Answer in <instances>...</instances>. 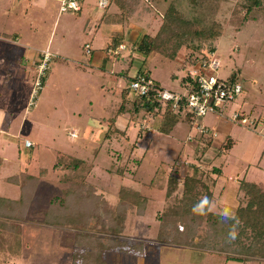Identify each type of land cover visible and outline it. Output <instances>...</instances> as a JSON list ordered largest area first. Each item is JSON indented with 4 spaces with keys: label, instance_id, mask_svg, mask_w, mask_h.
I'll list each match as a JSON object with an SVG mask.
<instances>
[{
    "label": "rangeland",
    "instance_id": "obj_1",
    "mask_svg": "<svg viewBox=\"0 0 264 264\" xmlns=\"http://www.w3.org/2000/svg\"><path fill=\"white\" fill-rule=\"evenodd\" d=\"M142 2L129 15H116L115 5L101 9L98 0H82L79 12H60V0H0V157L3 158L0 196L19 197L21 184L14 181L24 179L23 171L46 170L49 178L57 180L72 170L66 172L59 165L55 167L58 159L68 167L78 159L76 170L83 175L85 183L98 194H106L112 202L122 185L146 196L144 214H137L134 208L129 210L122 238L133 244L153 240L156 245L159 244L157 217L169 199L165 193L167 178L176 175L180 190L182 177L191 172V164L199 165L201 172L209 171L210 166L198 161L202 153L212 155L215 147L222 151L212 163L221 167V173L215 174L213 211L222 212L225 207L234 211L244 202L238 190L241 179L264 187V0L253 10L256 19L242 23L234 16L236 7L243 3L241 0H197L195 4L190 0ZM170 5L187 18L206 25L214 21L222 26L223 33L213 43L214 53L221 61L217 75L226 81L235 78L242 91L222 108L221 115L208 112L198 120H188L186 111H181L169 134L158 131L157 114L141 111L134 119L130 114L118 116L119 132L106 136L109 119L131 77L141 73L160 88L181 94L187 91L188 71L194 66L193 59L200 55L198 51L184 45L173 58L160 52L145 56L131 49L132 41L143 33H157ZM122 29L123 44L128 49L121 47L115 51H122L120 55H107L112 39ZM87 43L91 54L85 47ZM45 49L54 56L36 99L29 105L36 61H41L40 52ZM101 56L106 57L105 62H101ZM129 95L136 96L132 91ZM233 111L254 120L255 126L232 120ZM195 122L205 125L208 135H201L194 127ZM25 139H30L33 145L25 147ZM227 140L232 142L223 148ZM50 194L47 188L37 202H48ZM23 225L24 222L15 221L18 230L13 237L23 233ZM40 227L32 226L33 231L37 230L34 234L41 233ZM4 238L0 237V264H16L12 260L22 252L20 241L17 249ZM63 245L69 247L66 239ZM158 250L159 256H151L156 264H192L191 258L193 262L201 260L175 246L166 245ZM209 254L219 255L217 264L223 261L228 264L224 253ZM107 256L109 264H145L135 250L112 251ZM64 257L60 260L64 261ZM245 264H262V261Z\"/></svg>",
    "mask_w": 264,
    "mask_h": 264
},
{
    "label": "trees",
    "instance_id": "obj_2",
    "mask_svg": "<svg viewBox=\"0 0 264 264\" xmlns=\"http://www.w3.org/2000/svg\"><path fill=\"white\" fill-rule=\"evenodd\" d=\"M190 1L195 4L197 0ZM241 1L243 3L240 6L236 5L234 11L236 20L242 23L245 20L256 19L253 10L262 4V0ZM110 4L116 6V15L120 13L129 15L143 2L142 0H108L106 8ZM124 20L126 23L128 22L125 16ZM126 23L121 24L124 26L127 25ZM123 29L118 32L119 36L112 39L111 47H108L110 51H106L107 55L121 54L120 50L118 53L115 51L118 50L120 44L125 43ZM222 33V26L219 23L213 21L207 25L203 24L199 20L185 17L176 6L170 5L163 15V21L157 33L155 35L143 33L132 41L131 49L145 56L153 52H160L174 58L185 45L191 50L199 52L200 55L193 59L192 63H195L200 58L208 57V53L214 51L213 43ZM125 48H127L126 44L123 49L126 50ZM48 70L45 71L42 78V85ZM134 78L135 76L130 80ZM230 81L236 82V79L232 78ZM188 82L193 81L188 77ZM130 91L129 85L122 89V100L112 118L109 119L106 136H110L113 132H119L116 126L118 116L130 114V117L134 119L141 111L157 114L159 116L158 131L169 134L179 120L183 104L180 110L174 111L169 104L163 105L153 90L144 95L136 94L134 98L130 97ZM185 118L191 120L190 113L187 112ZM231 142V140H227L223 148L229 146ZM214 150L212 155L202 153L197 157L198 161L200 160L205 166H210L209 171L201 172L199 165L191 164V172L182 177L180 190L178 189L179 178L174 174L168 176L165 193L169 199L157 217L159 226L156 240L175 246L193 248L200 258L209 253H224L226 260H237L243 264L251 260H260L264 264V187L246 179L238 181V190L242 193L244 202L238 204L234 210L239 223L236 224V238L230 240L229 229L235 221L225 222L221 219V212L212 210L216 176L221 173V167L212 166V163L214 157L222 152L217 147ZM62 156L65 155L62 154ZM2 161L3 158L0 157V165ZM58 162L59 164L56 163L55 167L59 165L61 171L72 169L71 173L69 175L63 173V177L60 179L52 180L48 177L49 174L46 170L35 173L23 171L21 173L24 179L14 181V183L20 182L21 184L19 197L11 199L0 196V237L8 238V241L17 248V242L20 241V247L21 243L23 244L26 230L27 232L29 230L28 233L33 232L34 224L70 227L77 234V248L83 250L77 258L81 256L84 259L86 257L83 264L101 262L98 257L102 256L104 250L111 247L127 252L135 250L137 254L147 252L146 247L150 245L149 243L144 241L133 244V242H127L122 238L129 210L134 208L137 214H144L147 205L146 196L131 186L122 185L118 190L116 200L112 202L106 194H98L94 187L85 183L83 175L76 170L78 159L73 161L72 167H68L69 165L63 163L62 159H58ZM77 177L83 179L84 182L81 183ZM46 186L51 192L48 202L39 204L37 201L41 199L40 195L47 190ZM38 190H41V194L38 193ZM205 195L209 198L211 207L206 210V214H194L193 206ZM18 220L20 223L24 222L23 228H21L23 233L19 234L21 237L17 235L19 239L16 236L13 237L15 230H18V227L15 226V221ZM92 220H94L93 224L89 225ZM200 228L203 229L200 231ZM91 240L96 242L92 246L94 250L92 252L89 246L78 245L81 242L90 243ZM136 244L138 248H136ZM144 246L146 247L144 248ZM3 254L10 255L6 252Z\"/></svg>",
    "mask_w": 264,
    "mask_h": 264
},
{
    "label": "built area",
    "instance_id": "obj_3",
    "mask_svg": "<svg viewBox=\"0 0 264 264\" xmlns=\"http://www.w3.org/2000/svg\"><path fill=\"white\" fill-rule=\"evenodd\" d=\"M97 4L99 8L105 9L108 0H98ZM81 5L82 0H60L59 10L60 12L78 11L81 9ZM85 47L87 52L90 53V45L86 44ZM121 47L123 49L125 44H120L118 49ZM40 54L42 58L36 66L29 105L36 99L37 93L42 87V78L49 67L51 58L54 56L48 49L42 50ZM207 56L198 59L193 63L192 69L188 71V77L193 82H188L185 94L160 88L149 76L142 74H137L134 79L129 81V88L137 95H144L153 90L161 103L163 105L169 104L174 111L180 110L183 104L182 111L185 110L186 113H190L191 119L198 120L208 112H215L221 115L222 108L237 98L242 91V87L237 82L220 79L217 75V70L221 65L220 59L215 55L214 51L209 52ZM230 118L241 124L255 126L254 120H250L245 114L238 111H233ZM194 127L202 135L208 132L206 126L199 122H195ZM212 135L216 136V132H213ZM32 145L33 143L30 139L24 140L25 147L28 148Z\"/></svg>",
    "mask_w": 264,
    "mask_h": 264
},
{
    "label": "crops",
    "instance_id": "obj_4",
    "mask_svg": "<svg viewBox=\"0 0 264 264\" xmlns=\"http://www.w3.org/2000/svg\"><path fill=\"white\" fill-rule=\"evenodd\" d=\"M95 55H97V54H95ZM3 56H5V53H3ZM100 60H101V62H103L105 60V58L101 56ZM31 63H32V60H30V66H31ZM39 225L42 226V227H40L41 233H39V234H37V233L34 234V232H37V230H35L32 232L33 235H27L29 230H28V232L26 230L25 235L27 236V238L25 235L24 236H25L27 242L25 240L26 243H24V242H23V244L21 243L22 248L20 247L21 248L20 251H22V252L19 256H16V258H14L12 260L14 263L16 262V264H83L84 260L81 258V256L79 257V260L77 258L81 254V251H83V250L82 249L79 250L76 246L77 245V236H76L77 234H76V232L70 233V231L72 229H70L69 227H55V226H49V225H43V224H39ZM42 231H44V232H42ZM72 231H74V230H72ZM38 235H39V239H37ZM33 239H37L36 242H33ZM65 239H66L67 245L69 247H67L66 245H63L65 243ZM152 242H154V241L153 240L147 241V243L150 244V245H147V247H146L147 248L146 250H148L147 252H145L144 254L143 253L137 254L138 256H140V259L143 258L145 264H156L155 262H153L152 258L154 257L155 254L157 256L160 255V250H158V249H161L162 247H164L166 245L175 246V245H171V244H168L165 242H157L159 244L155 245V244H152ZM95 244H96V242L94 240H91L90 243L89 242H86V243L81 242L78 245L89 246V249L92 252V251H94L92 246ZM47 246H49L50 250H48ZM175 247L183 248L186 251H188V253L191 254L192 256L194 254V257H196V256H197L196 258L199 257L197 251L193 250V248L180 247V246H175ZM68 248L73 249V250H68ZM112 251H122V250H119L118 248H112V247L104 250L102 256L98 257V260H100L102 263L96 261L95 264H97V263L98 264H109L108 259H107L108 258L107 254L109 252H112ZM63 256H65L63 258L64 261L60 260L61 257H63ZM151 256H152V258H151ZM49 259H51L52 262L51 261L49 262ZM191 260H192V264H195V263L200 264L202 262H203V264H217V263H219V255H217V254H206L198 262H193L194 260L192 258H191ZM221 261H223V260H221ZM224 263L225 262L223 261V264ZM226 263L238 264V263H242V262H233V261L228 262V260H227Z\"/></svg>",
    "mask_w": 264,
    "mask_h": 264
},
{
    "label": "clouds",
    "instance_id": "obj_5",
    "mask_svg": "<svg viewBox=\"0 0 264 264\" xmlns=\"http://www.w3.org/2000/svg\"><path fill=\"white\" fill-rule=\"evenodd\" d=\"M210 207H211V202L209 201V198L205 195L202 196L199 202L193 206L192 211L194 214L203 215L206 214V210H208ZM220 215H221V219L225 222H227L228 220L235 221V223L229 229V233H228L229 239L234 240L237 235L236 224L239 223L235 215V212L232 209L225 207Z\"/></svg>",
    "mask_w": 264,
    "mask_h": 264
}]
</instances>
